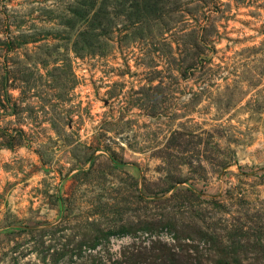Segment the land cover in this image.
<instances>
[{
	"label": "rangeland",
	"instance_id": "374dc122",
	"mask_svg": "<svg viewBox=\"0 0 264 264\" xmlns=\"http://www.w3.org/2000/svg\"><path fill=\"white\" fill-rule=\"evenodd\" d=\"M88 1L0 0V264H264V0Z\"/></svg>",
	"mask_w": 264,
	"mask_h": 264
},
{
	"label": "trees",
	"instance_id": "16d2710c",
	"mask_svg": "<svg viewBox=\"0 0 264 264\" xmlns=\"http://www.w3.org/2000/svg\"><path fill=\"white\" fill-rule=\"evenodd\" d=\"M110 3L108 0H91L88 3H81L74 11L77 20L86 19V35H79L78 41L75 43L74 50L76 53L85 51L87 53H95L100 49L97 45L100 44L103 37H107L114 26V15L109 10ZM121 9L120 13L128 20L149 19L152 16L158 15L157 0H121L115 2ZM86 6V12H83L82 7ZM84 36V37H83ZM83 37V39H81ZM83 43V47L80 46ZM202 264V263H201ZM204 264H210L206 262Z\"/></svg>",
	"mask_w": 264,
	"mask_h": 264
}]
</instances>
